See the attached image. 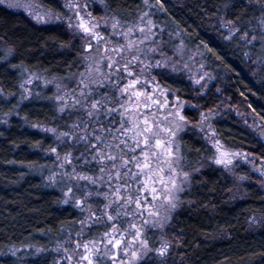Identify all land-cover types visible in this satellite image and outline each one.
<instances>
[{
    "label": "trees",
    "instance_id": "obj_1",
    "mask_svg": "<svg viewBox=\"0 0 264 264\" xmlns=\"http://www.w3.org/2000/svg\"><path fill=\"white\" fill-rule=\"evenodd\" d=\"M40 1L63 12L60 0ZM104 2L107 11L124 23L138 22L147 11L144 0ZM163 4L165 11L149 10L162 29V52L172 55L179 41L203 52L213 85L203 94L186 74L165 68L153 71L155 79L188 103L183 114L189 123L196 124L202 112L214 111L213 127L227 148L264 159V142L238 116L246 113L264 124L256 116H264V43L241 39L245 29L260 35L255 0H163ZM229 20L241 28L231 39L222 29ZM83 69V49L65 27L39 25L0 4V264H55L57 247L80 231L84 214L74 202H64L65 179L58 175L49 179L57 166L51 149L62 155L72 145L59 144L43 129L66 130L74 117L58 112L53 87L26 97L22 84L25 71L66 79ZM180 142L184 170L199 171L166 230L167 254L158 257L157 232L149 230L153 251L141 264H261L263 187L251 178L243 195H233L229 176L211 163L214 149L204 135L188 128ZM91 232L98 234L96 229Z\"/></svg>",
    "mask_w": 264,
    "mask_h": 264
},
{
    "label": "snow or ice",
    "instance_id": "obj_2",
    "mask_svg": "<svg viewBox=\"0 0 264 264\" xmlns=\"http://www.w3.org/2000/svg\"><path fill=\"white\" fill-rule=\"evenodd\" d=\"M4 2L5 0H0V4ZM144 4L149 9L158 7L159 11H165L163 0H156L155 5L144 0ZM15 6L18 5L8 4V7ZM254 6L260 12L259 16L255 17L258 21L257 27L260 29V35L259 37L255 34L250 35V32L245 29L241 34V39L247 44H252L257 39L264 43V0H255ZM63 7L73 11L77 18V23L73 25L72 17H68L69 27L83 29L91 40L104 42L103 47L98 43L96 55H92L93 45L91 40L89 41L87 49L90 54L85 57L88 63L85 72L79 74L76 88L71 90L72 103L65 102V97L69 96L67 92L55 97L57 101L62 102L60 112L71 108L76 113H82V115H77L69 125V131L59 133L57 137L62 143L63 138L73 141L72 148L78 152V154H74L73 151L65 153L59 167L63 169L66 164L72 165V171H65L61 175L77 182V189L81 188L80 182H86L83 184L84 197L74 201L77 206H82V211L88 213L85 219L79 221L81 232L77 233V236L83 235L85 227L91 228L97 223L108 225L99 241L76 240L73 251L79 253V261H86V264H139L148 252L153 251L147 239L144 238L143 229L149 225L164 227L178 206L179 193L184 190L183 183L188 181L189 174L178 171L177 166L181 157L178 146L174 147V138L188 121L181 114L182 105L169 113L172 120L163 127L152 113L141 112V107H149V101L158 103L152 100V96L147 91L141 90L147 86V79H144L143 84L141 83L142 78L145 77V70L153 66L159 67L161 63L157 61L153 65L147 61V58L159 49L155 41L158 33L154 31L157 25L149 17V12H144L138 17V24L127 25L126 28L118 18L112 17L113 35H116L119 29L118 34L125 38L126 43L114 45L109 49L107 45L111 43V40H106L96 31L100 26L99 21L92 20L89 13L90 23L85 24L84 18L78 11L82 6L77 0H68ZM86 7V4L83 5V8ZM45 17L48 19L45 20ZM35 19L46 23L48 20H60L61 15L45 9L43 16L36 14ZM224 24L229 32L227 39L241 32V28L237 27L233 21H224ZM137 31L140 37L137 40L129 39ZM149 42L156 46H151ZM199 47L197 45V49ZM180 51L182 55L183 41H181ZM198 54L204 55L203 52H198ZM136 65L140 66L138 73L133 71ZM102 66L107 71H102ZM200 66L204 67L203 64ZM184 67L186 68L187 64ZM122 80L126 82L122 84ZM153 83H155L154 78ZM137 85L141 88L138 89ZM60 87L57 84L58 93ZM77 89H79L78 95H76ZM69 114L72 115L71 112ZM256 116L264 120V116L258 113ZM113 117L118 118L113 119ZM205 119L207 117L201 115V121ZM164 120L167 121L168 117L165 116ZM255 121L254 117L253 124L260 130L259 135L264 137V124H257ZM45 131L56 132L55 129H45ZM216 143L219 151V141ZM51 151L56 153L57 160H61L56 148H52ZM229 155L243 156L248 159L247 154L244 153L221 152L216 163L225 166L232 164ZM73 161L77 163L73 164ZM78 168L81 171H78ZM85 168L92 169V173H85L82 170ZM257 171L264 177V168L257 169ZM181 176L183 181L178 184L177 180ZM49 179L54 181L55 174ZM240 179H245V177H240ZM261 183L264 184V180ZM89 186H97L95 195L103 198L98 208L86 204V201L93 196ZM72 192V187H69L65 196H69ZM64 202L67 203V199ZM121 217L135 218L140 223L129 220L128 226L121 229L118 227ZM169 247V242L162 241L155 252L163 257ZM80 249H83L82 253ZM67 251L65 249V252ZM118 256L121 257L119 260H117ZM261 256H264V253ZM66 259L72 261L73 256L68 255ZM261 264H264V260Z\"/></svg>",
    "mask_w": 264,
    "mask_h": 264
},
{
    "label": "rangeland",
    "instance_id": "obj_3",
    "mask_svg": "<svg viewBox=\"0 0 264 264\" xmlns=\"http://www.w3.org/2000/svg\"><path fill=\"white\" fill-rule=\"evenodd\" d=\"M60 1H61L62 7L65 3L68 2V0H60ZM173 1H178V0H173ZM77 2L82 6L81 9H78V11H80V15L84 18L85 24L90 23V18L88 15L89 13L91 14L92 20L99 21L100 26H99V28L96 29V31L99 32L100 35L103 36L106 40L107 39L111 40V43H109L107 45L109 49H111L114 45L126 43L125 38L118 34L119 29H117V34L113 35L111 23H112V17H115V16L111 15L107 11L104 0H77ZM9 3H13V4L18 5V6L8 7ZM148 3L150 4L149 0H148ZM85 4L87 5V7L83 8V5H85ZM1 5L7 7L8 9H10L12 11L20 12V13L27 15L29 18H31L34 22H36L39 25L52 24V25H61V26L65 27L70 32V35H71L73 41L79 43L83 49L84 69L80 73L85 72V68H86V65L88 63V61L85 60V57L90 54L88 49H87V45H88L89 41L91 40V38L89 37V35L87 33L83 32V29H79L76 27H69L68 17H70V16L72 17V24L73 25H75L77 23V18H76L73 11H70L69 9L63 7L62 13L56 12V13L61 15L60 20H48V22L45 23L43 21H37L35 19V15L39 14V15L43 16L45 9H47L49 11H53V10L50 9L49 7H47L45 4H43V2H41L40 0H5V2ZM149 10L150 9L147 7L146 12H149V17L152 19ZM53 12H55V11H53ZM47 19L48 18L45 17V20H47ZM105 21H107V23H105ZM152 21H153V19H152ZM138 23H139V21L134 23V24H138ZM121 24L124 25L125 28L127 25H134V24H130V23L125 24L124 22H121ZM222 29L225 32L226 36H228L229 35L228 28L225 26L224 22L222 23ZM161 30L162 29L158 25H157V28L154 29V31L158 33V35L155 37V41H156V44L159 45V49L156 53L150 55L147 58V61L151 62L153 65H155L157 61H160L161 62L160 66L159 67L153 66L150 69H146L145 70V77L142 78V81H141V83L143 84L144 79H147L146 88L141 89V90L147 91L152 96V100L158 101V103H152L151 101H149L148 102L149 107L148 108L141 107V112L144 114L152 113L155 116V119L157 121L161 122V126L163 127V126H167L168 122H170L172 120V116L169 115V113L175 111L179 105H182L181 114L184 115L183 111L187 107L188 103L186 101L182 100L180 97H178L172 91H169L166 88L162 87L158 83V81L155 79V77L153 75V71L155 69H158V68H165V69H168V70L173 71V72L184 73L190 79L193 86L199 92H201L203 94H205V92H207L212 87L213 77H212L211 73L206 69V66H205L204 61H203V56H200L198 54V52H201V51L187 48L183 43V54L181 55V51H180L181 41H179V43H178V45H177V47L174 50L172 55L169 56V55H166L164 52H162V45H161V38H160V35L162 32ZM237 34L238 33L233 35L232 38L235 37ZM139 37H140V33L137 31L134 35L130 36L129 39L137 40ZM91 43L93 45V47L91 49L92 55H96V47H97L98 43L101 47L104 46L103 41L97 42L95 40H91ZM149 44L151 46H156V44H152L151 42H149ZM141 47H144V46L141 45ZM161 53H163V55H161ZM109 54H111V52H109ZM141 59H144V57H141ZM185 64H187L186 68L184 67ZM201 64L204 65L203 68L200 66ZM139 67H140L139 65L134 66L133 71L138 73ZM102 71H107V69L102 66ZM80 73L72 75V76H68L66 79H57V78H47V77L40 75L38 73H30L28 71H25L22 88L25 91L26 97H30L33 94H38L37 89H39V88L46 89L48 87H53L54 88V98L57 95H63L65 92H67V93H69V96L65 97V102L71 104L72 103V100L70 98L72 95L71 90L73 88H76V84L78 82V77H79ZM201 77H203V79H201ZM209 77H211V79ZM153 78L155 80V83H153ZM197 81H199V83H197ZM125 82L126 81L122 80L121 83L123 84ZM57 84H59L61 86L59 93L57 92ZM137 88L140 89L141 86L137 85ZM78 94H79V89H77V92H76V95H78ZM141 100H143V97H141ZM55 102L57 105L58 112L61 115L64 113L70 115L69 113L71 112L74 119L76 118L77 115H82V113H76L71 108L66 109L64 112H60L59 108H60L62 102L57 101L56 99H55ZM201 115L207 117V119L201 121ZM201 115H200L199 121L196 124H191L187 120L188 123L184 126V128L181 131H179L177 133L176 137L174 138V147L178 146L179 155L181 157L179 165L177 166L178 171L187 172L189 174V177H188V181L183 183V189L184 190L179 193L178 206L172 212L171 218L167 221V223H165L164 227L163 228L151 227L149 225L143 229V235H144V238L147 239L149 247H150V241H149V238L147 235V232L149 230H153V231L157 232V236H158L157 239L159 241V247H160L162 241L169 242L168 239H166V230H167L169 224L171 223V220H172L174 213L184 204V200H183L182 196L186 191H188L190 189L193 174L199 171V169H196V172L195 171H186L183 168V156H182V148H181V142H180V134L182 132H184L186 129H188V128L197 129L198 131H200L204 135V138L206 139V141L212 146V148L214 149V156L211 159V163H213L216 166L223 168L224 171L226 172V174L229 176V178L231 179L232 185H233L232 186L233 195H237V196L243 195L244 185L246 183H248L249 181H251V178L256 179L264 189V184L261 183V181L264 180V177H262L261 173L259 171H257V169L264 168V159H261L257 156H254L250 153H247L245 151L227 148L222 143V141L219 139V137H218V135H217V133L213 127V120L215 119V117L217 115L216 112L206 111V112H202ZM165 116L168 117L167 121L164 120ZM238 116L244 123H247L254 130H256V132L259 135L260 130L255 128V126L253 124L254 116L248 115L246 113L244 114L241 112H238ZM117 118L118 117H113V119H117ZM255 122L257 124H261L258 119H256ZM43 129L44 130L45 129H55L56 130L55 133L52 131H47V132L54 135L55 139L57 140V142L59 144L72 145L74 143L73 141L69 140L68 138H63L64 142L62 143L61 140H58V138H57L59 133L69 131V127L66 130H59L57 128H43ZM90 130L91 129H89V131ZM76 131L79 132V130H76ZM259 137L264 142V137H261L260 135H259ZM217 141H219V151L217 150V143H216ZM71 151H73L74 154L76 153L74 151V149H72ZM221 152L228 153V154L244 153V154H247L248 159H245L243 156H234L233 157V156L229 155V158L232 159V164L227 165V166H225L224 164H217L216 160L220 158ZM57 153L59 154L58 151H57ZM64 155L65 154L59 155L61 157V160H57V156L55 153L57 166H56V174L55 173L54 174L61 176L63 179H65V184L67 185L68 188L72 187L73 192L71 194H69V196H67V197L65 196V200L67 199L68 202L69 201L74 202L75 199H82L84 197L83 184L86 182H83V181L80 182L81 188L77 189V187H76L77 182L71 181L67 177L61 175V173L65 172V171H67V172L72 171V165L66 164L63 169L59 167V164L62 162V158ZM75 163H77V162L73 161V164H75ZM77 170L81 171V169H79V168ZM92 171H93L92 169L86 168V170L84 172L87 174H91ZM243 171H248V174L244 173ZM240 177H245V179H240ZM182 181H183V177L181 176L178 178L177 183L179 184ZM96 187L97 186H89V190L93 192V196L89 200L86 201V204H91L93 206V208H98L101 205V201L103 200L102 197H97L95 195ZM67 189H66V191H67ZM75 205H76V203H75ZM77 207H79L81 209L82 206H77ZM82 212L84 214L83 219H85V217L88 215V213H87V211H82ZM129 220H132V222H136L137 224L140 223L139 220L135 219V218L121 217V219L118 221V227L121 229L126 228L128 226ZM255 221H257V220L255 219ZM107 228H108L107 224L97 223V224H94L91 228L85 227L83 229V235L82 236H77V234L70 236L69 239L66 240L65 243H62L61 245H59L57 247L56 251L58 252L59 257H58L55 264H86V261H79V253L73 251L74 247H75V241L76 240H81L82 242L87 241V240L99 241L102 237L103 232L106 231ZM93 229H96L95 233H98V234L91 236V234H92L91 231H93ZM79 232H81V225H80V231ZM169 244H170V242H169ZM65 249H67L68 251L65 252ZM82 252H83V249H80V253H82ZM150 253L151 252H148V254L146 256H144L139 261V264L143 263L146 260V258L149 256ZM68 255L73 256L72 261H68L66 259V257ZM158 257L160 259H162L164 256L160 257L158 255ZM120 258L121 257L118 256L117 260H119Z\"/></svg>",
    "mask_w": 264,
    "mask_h": 264
}]
</instances>
